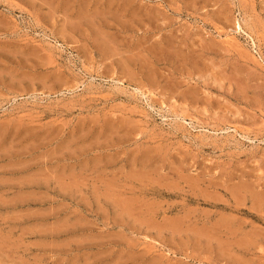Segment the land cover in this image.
Returning a JSON list of instances; mask_svg holds the SVG:
<instances>
[{"label":"rangeland","instance_id":"obj_1","mask_svg":"<svg viewBox=\"0 0 264 264\" xmlns=\"http://www.w3.org/2000/svg\"><path fill=\"white\" fill-rule=\"evenodd\" d=\"M0 264H264V0H0Z\"/></svg>","mask_w":264,"mask_h":264}]
</instances>
